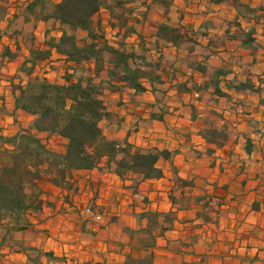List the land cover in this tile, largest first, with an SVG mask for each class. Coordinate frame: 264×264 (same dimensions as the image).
I'll return each mask as SVG.
<instances>
[{
  "label": "crops",
  "instance_id": "crops-1",
  "mask_svg": "<svg viewBox=\"0 0 264 264\" xmlns=\"http://www.w3.org/2000/svg\"><path fill=\"white\" fill-rule=\"evenodd\" d=\"M60 1L0 0V138L14 141L0 140V165L15 172L1 178L23 207L0 210V264H264V0H101L97 39L55 18ZM121 42L135 58L105 51ZM35 79L99 88L114 160L61 172L24 155L20 136L66 152L16 105L13 87ZM125 147L164 152L159 176L117 173ZM92 202L105 226L78 212Z\"/></svg>",
  "mask_w": 264,
  "mask_h": 264
},
{
  "label": "trees",
  "instance_id": "trees-1",
  "mask_svg": "<svg viewBox=\"0 0 264 264\" xmlns=\"http://www.w3.org/2000/svg\"><path fill=\"white\" fill-rule=\"evenodd\" d=\"M135 1L137 0H127L125 3L120 2L119 5H129ZM234 4H237L236 0ZM101 5V0H61L56 6L55 18L72 30H87L93 39L101 38V35L94 33L91 29V19L99 11ZM1 10L3 11L5 8L0 6ZM127 12L132 14V8L128 6ZM117 21L118 26L124 27L122 37L124 39L127 34L132 32V28L126 26L124 19ZM110 25L115 28V19L110 22ZM53 47L60 50L58 45ZM124 50L125 43L123 42L119 43L117 50L105 48V51L112 56L116 55L118 63L124 62L126 58L136 57L132 52L126 53ZM84 53L85 57L90 55L97 59L100 57V51L93 48ZM42 54L43 52H36L33 53V57L38 58ZM5 55L8 57V54L5 53ZM73 60L78 62L77 58H73ZM23 70L27 73L30 72L27 68H23ZM134 86L137 90L141 89L137 84ZM13 88L20 93L16 97L17 107L19 106L35 116L33 125L38 132L58 135L67 140L65 154L58 155L46 150L38 140L20 136L21 143L26 140L28 143L32 141L34 144L32 149L22 148L25 156L33 153L36 158L51 160L55 163L61 161V172L92 169L103 155H106L109 161L114 160L118 148L115 143L105 141L97 126L103 117L109 116L105 112L102 101L96 97L99 93L98 87L90 84L82 87L80 82L58 86L50 84L46 79H35L30 81L25 88L22 86ZM67 101L71 102L68 109H66ZM0 140L8 143L14 142L10 139L0 138ZM120 151L125 153V157L115 162L117 173L122 174V170H125L139 172L144 178L159 176L160 172L154 165L159 156L166 155L164 152L130 153L128 147ZM16 161L18 162V158ZM14 173L11 167H1L0 165V210L3 209L7 213H15L23 209L18 188L16 186L9 188L1 178V174L6 177Z\"/></svg>",
  "mask_w": 264,
  "mask_h": 264
},
{
  "label": "built area",
  "instance_id": "built-area-1",
  "mask_svg": "<svg viewBox=\"0 0 264 264\" xmlns=\"http://www.w3.org/2000/svg\"><path fill=\"white\" fill-rule=\"evenodd\" d=\"M152 0H142L144 6H148ZM70 207H74L72 203H70ZM80 213L84 216V220L89 223H93L99 226H105L104 218L105 212L102 210L97 203L92 202L87 206H84L79 209Z\"/></svg>",
  "mask_w": 264,
  "mask_h": 264
},
{
  "label": "rangeland",
  "instance_id": "rangeland-1",
  "mask_svg": "<svg viewBox=\"0 0 264 264\" xmlns=\"http://www.w3.org/2000/svg\"><path fill=\"white\" fill-rule=\"evenodd\" d=\"M32 157V154H31V156H29V158H31ZM78 212L80 213V210H78ZM81 214V213H80ZM82 215V214H81ZM83 216V215H82ZM84 217V216H83Z\"/></svg>",
  "mask_w": 264,
  "mask_h": 264
}]
</instances>
